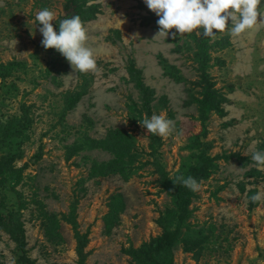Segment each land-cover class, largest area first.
I'll use <instances>...</instances> for the list:
<instances>
[{
	"label": "rangeland",
	"instance_id": "374dc122",
	"mask_svg": "<svg viewBox=\"0 0 264 264\" xmlns=\"http://www.w3.org/2000/svg\"><path fill=\"white\" fill-rule=\"evenodd\" d=\"M67 1L0 0V264H264V24L166 37L144 0ZM45 7L98 71L42 46Z\"/></svg>",
	"mask_w": 264,
	"mask_h": 264
},
{
	"label": "clouds",
	"instance_id": "9594fccd",
	"mask_svg": "<svg viewBox=\"0 0 264 264\" xmlns=\"http://www.w3.org/2000/svg\"><path fill=\"white\" fill-rule=\"evenodd\" d=\"M144 3L159 17V34L166 37L192 33L197 29H202V35L206 37H214L226 29L230 35L238 36L264 24V8L258 7L264 5V0H144ZM229 19L230 24L227 23ZM35 20L39 24L43 37L41 44L45 49L58 51L80 73L98 71L95 53L86 46L89 37L79 15L60 20L58 30H54L51 23L55 20L54 12L46 7L36 13ZM173 28L175 32H170ZM139 122L148 133L160 137L170 135L174 127V122L165 113L152 114L151 117L145 114ZM251 159L258 170H264V150L253 151ZM177 179L193 192L201 187L190 175ZM262 198L264 190H258L250 197L253 202Z\"/></svg>",
	"mask_w": 264,
	"mask_h": 264
},
{
	"label": "trees",
	"instance_id": "16d2710c",
	"mask_svg": "<svg viewBox=\"0 0 264 264\" xmlns=\"http://www.w3.org/2000/svg\"><path fill=\"white\" fill-rule=\"evenodd\" d=\"M66 8L74 10L75 13L80 12V6L77 5V0H68L66 2ZM176 234V230L173 232H167L162 237L155 239L154 241V249L159 250L162 247L168 246L172 243L174 239V235Z\"/></svg>",
	"mask_w": 264,
	"mask_h": 264
}]
</instances>
